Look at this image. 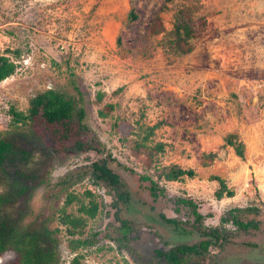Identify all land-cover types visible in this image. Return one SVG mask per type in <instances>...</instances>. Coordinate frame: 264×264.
I'll return each instance as SVG.
<instances>
[{
  "label": "rangeland",
  "instance_id": "rangeland-1",
  "mask_svg": "<svg viewBox=\"0 0 264 264\" xmlns=\"http://www.w3.org/2000/svg\"><path fill=\"white\" fill-rule=\"evenodd\" d=\"M131 6L139 14L134 22L127 20ZM156 18L160 33L149 30ZM183 21L189 36L177 43L173 32ZM2 54L16 69L0 82V138L31 153L25 163L0 167V195L10 196L0 215L14 219V239L46 225L58 228L51 244L57 264H73L78 253L85 255L80 264H170L158 248L198 244L207 238L202 232L216 228L222 240L189 253L185 264H264V0H0ZM74 85L99 150L53 153L38 125L12 123L10 107L25 112L32 95L46 88L78 97ZM107 104L112 110L100 117ZM148 126L154 130L146 145L162 143L149 156L135 144ZM229 139L243 143V156ZM210 152L212 160L205 156ZM101 159L126 183L129 207L114 206L113 193L89 174L65 189L57 185ZM170 165L191 168L194 176L165 180L160 172ZM14 168L37 176L21 197L10 193L6 179ZM213 175L234 195L217 199ZM151 180L160 189L156 198ZM87 188L97 213L71 235L58 209L70 190L87 202ZM181 198L195 204L200 219ZM77 208L74 201L66 210L79 215ZM230 210L257 226L237 228ZM77 238L87 240L85 246ZM19 255L11 244L0 264H18Z\"/></svg>",
  "mask_w": 264,
  "mask_h": 264
},
{
  "label": "trees",
  "instance_id": "trees-1",
  "mask_svg": "<svg viewBox=\"0 0 264 264\" xmlns=\"http://www.w3.org/2000/svg\"><path fill=\"white\" fill-rule=\"evenodd\" d=\"M138 19L139 14L135 12L134 6H131L127 15V20L129 22H134ZM189 19L190 17H187V20ZM149 27V30L155 33H160L164 30L158 18L154 19ZM189 32V25L186 21L177 24L173 32L177 43H180L185 37L187 38ZM190 47L186 48L184 51L190 50ZM15 54V57H18L19 51L16 50ZM64 62L67 65L68 60H64ZM15 69L16 63L13 60L9 59L6 55H0V82L13 74ZM74 87L75 91L78 93V97L56 88H46L32 95L29 101V107L25 112L10 107L8 112L11 115L12 123L38 125L50 140V151L53 153L59 154L69 151L99 150L88 134L90 130L84 122L86 115L85 106L83 105L82 96L77 86L74 85ZM100 98L101 95L99 94L97 100L99 101ZM112 108L113 105L111 104L104 105L98 110V115L100 117H106ZM154 126H148L147 128L149 131L140 141H135L138 153H144L149 156L153 154V150L158 151L162 149V143H158L155 148L146 145V141L153 132ZM228 144L233 146L235 152L239 156H243V143L229 139ZM30 154V150L20 146L16 142L6 138H0V167L4 165L5 162L15 164V161H21L25 163L28 161ZM205 156L212 160L214 153L210 152L205 154ZM204 164L206 163L203 162V165ZM194 173V170L191 168L184 169L177 165H170L162 169L160 176L165 180L175 181L181 180L183 176L193 177ZM86 174L91 176V180L94 184H99V182L103 183L113 193L116 199V203L113 204L114 206L121 203L129 207L130 192L126 183L123 181L121 175L110 166V161L106 159L92 161L85 170L76 174H67L62 180L57 182V185L65 189L67 185H71ZM142 178L146 179L147 177L143 176ZM6 179L10 182L9 185L12 189L10 193L13 194L14 197H21L34 187L37 176L35 173H23L18 168H14L12 174H6ZM212 179L218 183V187L214 191V196L217 199L234 195L233 189L229 188L225 180L220 176L213 175ZM149 190L152 197L156 198L160 189L157 188L156 183L151 180ZM83 195L89 197L87 202H84L83 198L79 197L74 191H68L63 205L58 209V220L61 225L66 226V231L71 235L80 234V230L86 225L87 218H94L97 213L98 203L94 199V193L87 188L84 190ZM9 200L10 196H8V194L0 195V205L7 203ZM74 201L78 203L77 211L80 213L79 215L72 214L66 210V207ZM179 201L191 205L196 218H201L200 213L196 211L195 204L192 201L184 198L179 199ZM233 210H230L229 213H231L230 216L237 228L247 229L249 226H257V223L252 220L242 221L238 219L236 215L232 214ZM164 219L171 223L175 222V219L172 218ZM227 219L228 218H222L223 221ZM122 227L124 235H126L129 231L126 221H122ZM57 230V227L50 230L46 228V225H43L40 228L29 229L14 239V219L3 213V215H0V255L6 251L11 244H14V248L17 252H20L17 260L18 264H57L54 246H51V244L56 241L54 234ZM202 235L207 238H203L198 244H179L166 251L163 248H158L156 254L170 264H185L184 261L189 253L196 255L204 253V251L208 249L210 243L213 241L218 243L222 240L223 236L216 228L207 232H202ZM12 238L15 242L12 241ZM18 238L20 244L17 243ZM75 241L77 244H81V246H85L87 243V240H80L79 238ZM74 249L75 245L72 250ZM84 257L85 255L83 253H78L72 259L73 264H80V261L83 260Z\"/></svg>",
  "mask_w": 264,
  "mask_h": 264
},
{
  "label": "built area",
  "instance_id": "built-area-1",
  "mask_svg": "<svg viewBox=\"0 0 264 264\" xmlns=\"http://www.w3.org/2000/svg\"><path fill=\"white\" fill-rule=\"evenodd\" d=\"M1 260V259H0Z\"/></svg>",
  "mask_w": 264,
  "mask_h": 264
}]
</instances>
